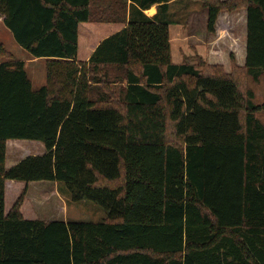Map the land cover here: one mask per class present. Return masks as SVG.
I'll list each match as a JSON object with an SVG mask.
<instances>
[{
  "label": "trees",
  "instance_id": "16d2710c",
  "mask_svg": "<svg viewBox=\"0 0 264 264\" xmlns=\"http://www.w3.org/2000/svg\"><path fill=\"white\" fill-rule=\"evenodd\" d=\"M196 1L210 33L222 11L246 9L244 67L176 63L170 0H0L18 44L46 59L35 88L0 44V264H264V103L248 87L264 74V0ZM83 22L125 27L80 61ZM11 139L45 153L7 168ZM7 181L25 182L9 211ZM40 181L106 217L26 218Z\"/></svg>",
  "mask_w": 264,
  "mask_h": 264
},
{
  "label": "rangeland",
  "instance_id": "374dc122",
  "mask_svg": "<svg viewBox=\"0 0 264 264\" xmlns=\"http://www.w3.org/2000/svg\"><path fill=\"white\" fill-rule=\"evenodd\" d=\"M199 3V2H197ZM200 4V3H199ZM173 9L170 11L166 17L169 20L171 25V47L173 60L176 63L185 62L188 58L187 56H192L196 54L192 51L188 42L185 40L186 37V28L178 26L179 17L176 15V9L182 7L183 17L187 12L186 1H177L173 4ZM201 5V4H200ZM244 9L237 10L240 12ZM224 12V11H222ZM221 12V13H222ZM228 12V11H227ZM240 15V13H238ZM86 27H89V30L83 28V33L79 51V58L84 59L86 52L89 46L97 40L100 39V36L103 35L104 30L101 24H96L97 28H93L90 24H84ZM115 27V25H112ZM239 28L238 26L236 27ZM97 31H96V30ZM217 29V25H216ZM219 29L227 33V24L226 21H222L219 25ZM180 31L179 33H177ZM217 30L214 32L216 33ZM210 33V32H209ZM212 33V34H214ZM0 44L4 45L8 51L14 54L16 59H26V66L28 73L31 77V80L34 84V87L37 88L40 84L46 82V63L44 60L39 59L33 63H27V58H30L28 51L23 49L22 46L18 44L15 40V37L10 29H8L2 19H0ZM89 44V46H88ZM239 45H236L235 48L232 46H227L220 48L217 46L216 50H204L205 54H212L209 58H205L210 64L220 65L224 68L225 71H233L232 60L235 59V62L238 66L244 67L245 64L241 62L238 64V59L234 56L233 50L236 49ZM208 48V47H207ZM225 48V49H224ZM238 53H241L242 50L240 47L237 49ZM248 87L252 88L255 92V102L258 104L264 103V74L260 77L258 81H255L252 77L248 78ZM258 117L264 123V112H260ZM46 146L44 142L38 140H29V139H11L7 143V167L11 168L16 160L24 158L29 155H40L44 154ZM25 187V182H15L8 181L6 184V210L9 211L14 203L17 201L21 191ZM65 186L60 185L55 182H32L29 184L28 194L24 200L21 211L26 218L30 219H45V220H77V221H93L100 222L106 217L105 210L98 204L90 200H81L73 201L69 196V192H66L64 189ZM67 190V189H66ZM68 191V190H67Z\"/></svg>",
  "mask_w": 264,
  "mask_h": 264
},
{
  "label": "crops",
  "instance_id": "0c3cea01",
  "mask_svg": "<svg viewBox=\"0 0 264 264\" xmlns=\"http://www.w3.org/2000/svg\"><path fill=\"white\" fill-rule=\"evenodd\" d=\"M177 1L179 0H170V11H172L173 6H174L173 4L176 3ZM184 1H186V7H187L186 8L187 12L185 14L186 16L185 18L183 17L182 7H178L175 12L176 13L175 16L179 17V21L177 25L181 27L183 26L186 28L185 40L188 42L189 48L195 53L197 52L196 54L192 56H187V57H195L196 55H201L204 58H206L207 56L209 58H212L211 57L212 54L210 52L207 55L205 54L206 52H202V51L204 50L206 51L208 49L216 50L217 46L223 49V47L233 46L235 48L236 45H239L238 47H240L242 52L238 53L237 52L238 47H236V49L233 50V52L235 53L234 56L236 57V59H238V64H240L241 62L246 64L247 25H248V16H247L246 9L240 12L224 11L220 13L218 22H217V29H216L217 32L212 34L208 32V28H207L208 10L205 7H203L201 2L199 1H196V0H184ZM197 2H199L201 5ZM129 3H131V1H129ZM157 12H158V4L144 11V13L150 17H154L157 14ZM238 13H240V15ZM223 20L226 21V24L228 27V29L226 30L227 31L226 35H225V31H222L219 29V25L221 24ZM84 24L86 25L90 24V26L94 25L93 28H97L96 26H99L96 24H101L104 30L103 32L104 34L100 36V39L97 38V40H95L90 46L88 44L89 48L86 52L84 59L79 58V54H78V60L80 61H88L92 53L95 51L99 43L104 38L108 37L109 35L125 27V25L122 23H113V22H83L81 23L80 31H79V51H80L82 35L85 34V32L83 33V28L87 29V31L89 30V27H86ZM112 25H115V27ZM237 26L239 27L238 29L236 28ZM179 32L180 31H178L177 33ZM170 33L172 34L171 25H170ZM171 41H172V38H171ZM27 59H28L27 63H33L39 59L44 60L46 63L45 58H34L31 56L30 58H27ZM22 60H26V59H22ZM42 85L43 84H40V86ZM21 159L23 158L16 160V162L13 165L18 163ZM6 167H7V160H6ZM15 182H22V181H15Z\"/></svg>",
  "mask_w": 264,
  "mask_h": 264
}]
</instances>
